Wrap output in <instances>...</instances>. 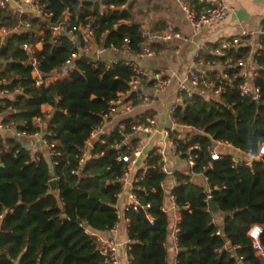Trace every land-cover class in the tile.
<instances>
[{"label": "trees", "instance_id": "trees-1", "mask_svg": "<svg viewBox=\"0 0 264 264\" xmlns=\"http://www.w3.org/2000/svg\"><path fill=\"white\" fill-rule=\"evenodd\" d=\"M150 1L47 0L49 20L14 14L9 6L0 8V33L17 24H29L12 32L1 53L0 79L5 82L0 88L12 95L16 87L20 90L13 99L1 98L4 107L0 104V111L11 107L8 118L16 122L18 132L28 135L42 132L32 122L35 117L42 118L46 123L43 138L53 152L32 154L12 141L11 148L0 153V264H103L95 237L88 230L106 231L116 222L117 179L125 165L117 156L127 152L125 146L120 148L123 138L117 128L97 137L80 165L79 161L90 134L120 94L128 90L132 69L122 60L105 65L81 54L73 61L69 78L35 88L30 60L34 55L39 71L47 75L77 52V44L67 32L54 36L50 28L65 13L71 26L90 23L94 42L101 48L119 47L127 39L135 51L148 45L159 52L164 43L147 44L141 32L149 7L157 5H150ZM153 22L151 33L161 32L166 25L161 18ZM261 26L264 29V20ZM38 42L41 51L31 53ZM24 43L28 49L23 48ZM248 51L249 47L240 48L234 56L243 57ZM258 63H264V51ZM254 84L260 88L258 102L228 90L218 100L186 98L185 106L173 113L178 124L201 130L189 139L190 144L200 147L192 151V171L207 178L204 189L189 181V175L174 172L176 184L171 194L180 209L177 264H264V256L248 236L253 225H260L259 243L264 249V153L259 155L264 144L263 70ZM129 99L136 103L132 94ZM231 103L233 111L228 109ZM43 104L52 106L50 118L44 117ZM141 120H123L125 132H130L131 121ZM213 140H225L259 156L249 164L234 163L228 153L213 160L207 151ZM161 164V157L152 151L143 176L135 184L140 204L148 207L125 212L130 264H168L169 218L161 210L162 182L167 175L159 170ZM51 179L57 181L55 194L48 185ZM208 195L219 216L213 213ZM216 216L219 222H215Z\"/></svg>", "mask_w": 264, "mask_h": 264}, {"label": "built area", "instance_id": "built-area-1", "mask_svg": "<svg viewBox=\"0 0 264 264\" xmlns=\"http://www.w3.org/2000/svg\"><path fill=\"white\" fill-rule=\"evenodd\" d=\"M19 6V9L11 7L8 0H0V8H4L5 6H9L11 8L12 13L21 14L24 13L26 15L38 16L43 18L44 20H49L51 13L46 9L45 2L47 0H14ZM175 4L177 11L181 14L183 19L187 22V24L195 31L199 29L218 24L225 21L228 18L229 13L233 10L232 7L227 5L224 0H214L213 3L207 4L205 0H172ZM29 4L33 7V11L28 13L23 12L22 4ZM112 7V5H110ZM102 8H105V5H102ZM24 25V27H23ZM29 24H17L10 31L15 32L19 31L22 28L28 27ZM52 34L54 36L59 35L61 33H68L71 39H79V38H93V31L90 27V23L79 24V25H70L69 17L63 16V18L57 23L56 26L52 25L51 27ZM142 36L147 37V44L152 41L159 40L160 42H164L165 44L169 43L174 38H180L179 32L175 31L171 25H167L161 32L159 33H151L148 30L142 28L141 29ZM257 34L255 31H249L246 29H242L238 34L230 37L220 38L212 45L205 46L203 43L198 44V53L196 54V61L192 66L187 67L186 74L184 77L177 80V96L174 104L170 107L169 117L172 121H175L174 111L178 107L185 106V99L190 98L192 96H199L203 99L205 98H218L220 99L222 94L227 92L228 90L237 91L238 94L242 97H248L252 101L258 102L260 99V88L254 84V79L258 76L259 70H263L264 74V63H258V58L263 54L264 51V31H260L258 34L260 35V40L257 45L254 46L252 40L247 41V38L254 37ZM184 40H188L184 38ZM24 49H28V44L24 43ZM244 47H252L251 56L252 60L255 63L256 74L254 77H250V75L242 71L245 67L244 57L236 58L234 56V52H237L240 48ZM120 52L126 51L133 53L139 58L143 57H152L156 55V51L152 50L148 45L142 47L139 51H135L129 47L128 40L119 47H112ZM42 49L41 43L38 42L34 45V49H32L31 53L34 51L40 52ZM207 55V56H206ZM81 54L77 51L73 53L70 57H68L65 62L57 68H64L68 73L73 69V61L80 57ZM206 56V57H205ZM122 61L131 67L132 75L130 76L127 84L128 90L126 93L129 95H133V98L136 100L138 104H148L153 96H157L161 93L169 84L170 77L166 76L162 70H154L147 69L136 62H132L129 60ZM30 64L32 66L31 75L33 78V86L35 88H41L42 86H46L49 82V78L47 75L41 73L37 67V60L34 55L31 56ZM219 68V70L217 69ZM56 69V68H55ZM153 81L152 93H146L143 91V84L148 81ZM5 82V79H0V85ZM20 90L19 87H16L14 91L17 93ZM12 94V92L5 88H0L1 97H6L7 95ZM119 100V99H118ZM132 101V100H131ZM1 106L4 107V103L0 102ZM233 103L230 104V106ZM131 105H124L121 111L127 112L130 110ZM117 109L115 103L109 107V113H106L104 116L107 118L110 113L114 112ZM11 107H6L4 111H0V116H3L4 120L0 124L1 128H14L16 122L8 118V115L12 112ZM129 119V118H127ZM125 120V119H124ZM33 124L38 126L40 129L42 126H39L38 123L44 122V120L40 117H35L32 120ZM21 124H25V121H22ZM156 125V120L154 116L145 115L140 122L131 121L129 123L130 132H125V124L123 121L119 123L117 126V130L119 134L122 136L123 140L120 146L126 147L127 152L124 154H119L117 156L118 161H123L124 172L118 177L117 181L119 182L120 191L117 194V198L120 193L125 192L127 194L128 201L124 206V212L128 210L137 211L138 209L145 210L147 205L144 206L140 204L135 189L136 183L143 176L146 164L147 157L145 159V167L141 169V174L137 175V171L135 172L133 177H130V170L132 167H135L139 162L141 157L143 156L142 148L144 145V138L138 136L131 143H125V139L136 132L142 133H151L154 130ZM97 128V127H96ZM201 131L200 129H197ZM42 132L33 133V134H25V132H18L16 135L19 138L25 137H40L39 141H42V144L46 146L48 150V154H53L51 151V144H49L46 139L43 138ZM92 134V133H91ZM90 134V135H91ZM165 135L170 139L171 147L178 153L183 154L188 164L192 168L194 166V157L192 154L194 149H200L198 145H192L189 143V137L183 135L179 132H173L171 129L165 130ZM90 137L86 141L88 146ZM177 141L181 142V145H178ZM118 144H116V147ZM207 151L210 154L213 160L219 158L222 153H228L231 156V160L234 163L244 162L245 164H249L252 158H257L259 155L264 153V144L261 146L259 155L254 157L250 153L244 152L239 148L233 147L229 142L225 140H213L212 144L207 147ZM164 153L163 148H156L153 150L154 155H159L161 157V165L159 170L163 173L167 174L170 171L164 166L162 161V155ZM241 155L248 156L247 159L242 158ZM87 155V150L82 152V156L79 161V165L82 163L83 158ZM140 170V169H139ZM193 172V171H192ZM174 175V174H173ZM204 181L207 183V178L203 175ZM175 184L176 178L174 176ZM189 181L190 178H189ZM138 188V187H137ZM172 195V194H171ZM210 196H207L208 202ZM173 202L174 197L171 196ZM206 199V200H207ZM116 204V203H115ZM116 209V207H115ZM163 212H166L163 206L161 208ZM121 215L116 209V222L111 227L114 230L116 223L120 220ZM127 218V217H126ZM150 222H152L151 217L148 216ZM128 222L129 219L127 218ZM178 231V229H177ZM262 232V228L260 225H253L249 231L248 236L253 240V246L257 250V252L264 256V249L261 247L259 243V236ZM216 234H220V230L216 231ZM119 242L115 239V237L107 238L103 240L101 243L96 244L95 248L99 255L102 257L103 264H119V260L117 257V248ZM177 264V263H175Z\"/></svg>", "mask_w": 264, "mask_h": 264}, {"label": "crops", "instance_id": "crops-1", "mask_svg": "<svg viewBox=\"0 0 264 264\" xmlns=\"http://www.w3.org/2000/svg\"><path fill=\"white\" fill-rule=\"evenodd\" d=\"M213 1L214 0H205L207 4H211ZM224 2L233 8V10L229 13L228 18L221 23L209 25L195 31L187 24L181 14L177 11V8L172 0H170V3L168 0H151L150 5L153 3H157V5L156 7H149V18H146L145 22H142V28L149 31L154 23L153 21L161 18L166 24L165 27L167 25H171L174 30L180 34V38H174L167 44L162 42L164 43V48L159 52L157 51L156 55L152 57L148 56L139 58L130 52H120L113 48H101L94 42V38H79L74 40L77 44V51L80 54L90 56L93 60H97L105 65H110L111 63L122 59L129 60L136 62L138 65L147 69L162 70L164 74L169 76L171 79L170 84L157 96H153L152 100L148 104L132 103V99H129V93L120 94L119 100L115 102L117 109L110 113L107 118L105 116L103 117L102 123L90 135L88 143V145L92 146V142L97 137L116 129L119 123L124 119L130 118L134 120H141L145 115L155 117L156 125L151 133L136 132L129 135L125 139V143L133 142L138 136L144 138V145L142 148L143 156L141 157L140 162L135 167L131 168L130 177H133L136 171L145 167V159L154 149L163 148L164 150L162 161L164 160V166L170 171V173L166 174V179L162 182V188L164 190L163 207L167 209L166 213L169 218V234L167 238L168 264L176 263V253L178 250L176 233L178 229L177 224L180 219V209L175 205L171 198L172 189L175 185L173 175L174 172H181L189 175L191 182L207 189V183L204 181L203 174L192 172V168L188 164L184 155L176 152L171 147V141L165 135V130L171 129L173 132H179L188 136L190 139L194 134L201 132L196 128L178 124L176 120L172 121L169 117L170 107L174 104L177 96V80L184 77L187 67L192 66L195 63L199 43H203L205 46L212 45L220 38L234 36L242 29H246L257 32L254 37L247 38V41H254V46L252 47H255L260 40V35L258 33L260 31H264L261 26V23L264 20V0H224ZM22 10L23 12L29 14L33 11V7L29 4L23 3ZM64 16H68V14L65 13ZM8 32L11 31L2 30L0 33L2 38ZM184 38H187L188 40L186 41ZM252 47H249V51L244 57L246 63L242 70L247 72L250 77H254L257 73L255 70V63L253 62L251 56ZM47 76L49 78L47 85H49L57 79L69 78L70 73L60 67L54 69L50 74H47ZM152 88V80L146 81L142 86L143 91L148 94L152 93ZM6 97L13 99L14 95L10 94ZM1 98L2 97L0 95V100ZM214 99L218 100V98ZM127 104L131 105L130 110H127V112L121 111L124 105ZM41 111L44 117L50 118L53 108L49 104H43L41 106ZM3 120V116H0V124ZM16 125L14 128L8 129L0 127V153L8 151L11 148L10 142L12 141L21 143L32 154L38 151L44 152L47 150L46 146H44L42 141H39L37 137L19 138L16 135ZM38 125L42 126L41 134L43 135V130H45L46 126L45 121L38 123ZM239 155L244 159H247L248 157L241 154ZM127 201V194L125 192L120 193L114 207H116L117 211L120 213L121 218L117 221L114 230L111 228L106 231L88 230V232L95 237V244H99L107 238L115 237V239L119 242L117 248L119 264H130V257L128 255L129 222L126 218L125 212L123 211ZM214 220L215 222H219L217 216Z\"/></svg>", "mask_w": 264, "mask_h": 264}, {"label": "water", "instance_id": "water-1", "mask_svg": "<svg viewBox=\"0 0 264 264\" xmlns=\"http://www.w3.org/2000/svg\"><path fill=\"white\" fill-rule=\"evenodd\" d=\"M8 2H9V4H10L12 7L16 8V9H19V8H20V6H19L14 0H8ZM57 23H58V22L54 23L53 25L56 26ZM11 34H12V32H8V33H6V34L3 36V38L1 39V42H0V63L3 62V60L1 59V53L4 51V49H5L6 45H7V42H8V38H9V36H10ZM18 94H19V93H15V94H14V97L18 96ZM228 109L231 110V111H233V108H232L231 106H229ZM44 131H45V130H43V132H44ZM38 138H40V137H38ZM122 146H123V144H122L120 147H122ZM90 150H91V145H88V147H87V151L90 152ZM0 165H2V163H0ZM48 185H49V187H50V191H51L53 194H55L56 191H57V181H56V179H51V180L48 182ZM209 205H210V207H211L212 210L216 209V208H214V206H213V204H212V202H211L210 199H209ZM85 226H87V224H85ZM228 244H229V243H228Z\"/></svg>", "mask_w": 264, "mask_h": 264}, {"label": "rangeland", "instance_id": "rangeland-1", "mask_svg": "<svg viewBox=\"0 0 264 264\" xmlns=\"http://www.w3.org/2000/svg\"><path fill=\"white\" fill-rule=\"evenodd\" d=\"M169 1V3H170V0H168ZM174 6V5H173ZM218 70H219V68H217ZM213 213L215 214V215H217V216H219V212H218V210L217 209H214L213 210Z\"/></svg>", "mask_w": 264, "mask_h": 264}]
</instances>
